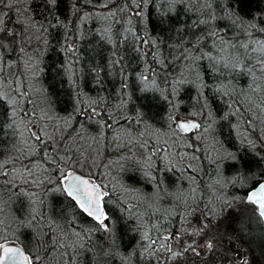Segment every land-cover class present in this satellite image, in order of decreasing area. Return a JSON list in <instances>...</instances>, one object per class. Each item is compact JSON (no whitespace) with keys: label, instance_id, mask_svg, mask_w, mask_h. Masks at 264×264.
Segmentation results:
<instances>
[{"label":"trees","instance_id":"16d2710c","mask_svg":"<svg viewBox=\"0 0 264 264\" xmlns=\"http://www.w3.org/2000/svg\"><path fill=\"white\" fill-rule=\"evenodd\" d=\"M209 2L0 4V242L34 264H130L137 237L172 233L190 206L210 221L223 191L261 179L264 0L243 22ZM67 169L102 186L103 225L64 191Z\"/></svg>","mask_w":264,"mask_h":264},{"label":"rangeland","instance_id":"374dc122","mask_svg":"<svg viewBox=\"0 0 264 264\" xmlns=\"http://www.w3.org/2000/svg\"><path fill=\"white\" fill-rule=\"evenodd\" d=\"M16 104H20L18 100ZM222 195L226 201L223 206L214 209L210 221L199 216L198 207L190 206L189 211H184L183 222L175 226L172 233L165 231L163 234L174 236L173 249L192 251L202 246L200 249L203 252L194 255L192 264H243L245 260L248 264H264V227L259 225L251 212L257 213L256 208L247 203L245 197L238 198L225 191ZM208 243L212 247H208ZM132 264L137 263L134 261Z\"/></svg>","mask_w":264,"mask_h":264},{"label":"snow or ice","instance_id":"6c2138e0","mask_svg":"<svg viewBox=\"0 0 264 264\" xmlns=\"http://www.w3.org/2000/svg\"><path fill=\"white\" fill-rule=\"evenodd\" d=\"M52 3H55L56 0H51ZM4 0H0V4H3ZM251 3V0H227V3L223 6L218 0H210V2L206 5L208 8H212L213 4L218 9L222 11L226 8L227 11L225 15L229 19H234V22L240 21L243 22V12L244 9ZM212 19H217V17L212 16ZM223 18V17H221ZM199 23H207V21H199ZM3 29H0L2 31ZM264 31V29H261ZM215 34V33H214ZM247 47V45H245ZM224 68H228L229 64L224 63ZM231 67L235 69L237 64L232 63ZM0 100H3V96H0ZM9 105L14 106L16 101L9 100L7 102ZM12 116H15V108H12ZM8 127H12L11 124ZM198 124H184L181 123L179 128L182 131H188L192 128H198ZM0 131H3V122L0 121ZM36 140H40V136H37L33 133ZM241 165L243 164L242 161H237ZM65 180L68 181L67 186L65 187L64 191L67 192L69 196L72 197L73 200L86 212L89 216H92L96 219L99 223L103 225V221L107 219L106 216L100 211V201L102 199L99 185H91L87 180H84L78 176H73L69 173L65 176ZM247 203L253 204L257 206L258 214L261 218H264V173L261 174V179L255 181L252 189L247 194ZM105 230L107 229V225H104ZM208 247H212L211 244ZM0 264H34L33 259L30 256H27L23 253V251L19 248L14 247H7L5 245H0ZM243 264H248L245 260Z\"/></svg>","mask_w":264,"mask_h":264},{"label":"flooded vegetation","instance_id":"af4514ba","mask_svg":"<svg viewBox=\"0 0 264 264\" xmlns=\"http://www.w3.org/2000/svg\"><path fill=\"white\" fill-rule=\"evenodd\" d=\"M172 239L171 243L170 240ZM155 245L150 244V249H139L135 251H131V253H124L125 255H136L134 257H138L140 263L142 264H174L171 262H175V264H192V258L196 253L203 252V249L194 248V250H177L174 248V236L166 235L160 233L155 236L153 240ZM209 244V243H208ZM121 256V255H120ZM137 261V262H138ZM134 261H128V263L132 264ZM135 262V263H137Z\"/></svg>","mask_w":264,"mask_h":264},{"label":"water","instance_id":"95a60500","mask_svg":"<svg viewBox=\"0 0 264 264\" xmlns=\"http://www.w3.org/2000/svg\"><path fill=\"white\" fill-rule=\"evenodd\" d=\"M181 123H184V124H198L199 125V121L197 119H194V118H187V119H178L176 121V124L179 128V125ZM180 129V128H179ZM194 128L188 130V131H181L184 132V133H190ZM69 173H71L73 176H78L84 180H87L89 182V184L91 185H99V190H100V193H101V196L103 197V190H102V187L99 183H97L96 181H93L90 177H88L87 175L83 174V173H80L78 171H75V170H67L66 173H65V176H67ZM65 176H64V179H63V185H64V188L67 186L68 184V181L65 180ZM253 187V186H252ZM252 187H250L247 191H246V194H245V199H247V194L248 192L252 189ZM71 197V196H70ZM72 198V197H71ZM75 201V200H74ZM76 202V201H75ZM79 206V205H78ZM80 207V206H79ZM257 207V206H256ZM81 208V207H80ZM83 210V209H82ZM100 211L101 213L103 214V216H106V214L104 213V208H103V203H102V199L100 201ZM86 213V212H85ZM87 214V213H86ZM92 217V216H91ZM263 223H264V218H261ZM106 219L103 221V223H105ZM0 245H5L7 247H14V248H19L23 251V253L25 255L28 256L27 252L24 250V248L22 247L21 244L19 243H16V242H12V241H5L3 243H1Z\"/></svg>","mask_w":264,"mask_h":264},{"label":"bare ground","instance_id":"6f19581e","mask_svg":"<svg viewBox=\"0 0 264 264\" xmlns=\"http://www.w3.org/2000/svg\"><path fill=\"white\" fill-rule=\"evenodd\" d=\"M251 84H253L252 81H251ZM67 170H72V169H67ZM66 171H65V173H66ZM64 176H65V174H64ZM64 176H63V179H64ZM63 179H62V184H63ZM63 188H64V185H63ZM157 205L159 206L160 203L158 202ZM156 228H157V226H156ZM154 239H155V234L154 235L153 234H143L142 236L137 237L135 242L138 243V242L141 241L138 244L139 249H148V248L150 249L151 248V246H150L151 243H152V245H155V242L153 241Z\"/></svg>","mask_w":264,"mask_h":264}]
</instances>
